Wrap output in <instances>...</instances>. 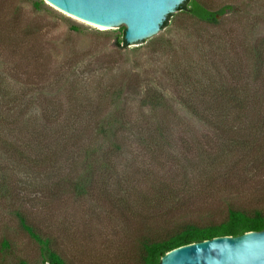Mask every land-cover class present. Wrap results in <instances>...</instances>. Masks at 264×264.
<instances>
[{
	"label": "rangeland",
	"instance_id": "obj_1",
	"mask_svg": "<svg viewBox=\"0 0 264 264\" xmlns=\"http://www.w3.org/2000/svg\"><path fill=\"white\" fill-rule=\"evenodd\" d=\"M198 1L215 12L235 10L216 24L176 11L154 37L119 48L124 25L100 28L43 0H0V74L17 76L8 84L20 95L15 121L24 145L32 140L28 123L44 130L37 132L44 144L93 138L101 119L127 127L114 167L88 171L84 194L65 179L69 148L61 174L50 164L33 166L40 176L29 179L7 170L12 194L19 195L0 199V264H45L14 209L24 211L68 264H138L140 240L170 216L205 225L225 220L230 207L264 208V158H249L251 147H241L264 128V74L256 78L251 64L252 48L264 44V0ZM153 95L166 107L147 104ZM216 100L246 109H230L225 128H218L187 104ZM98 145L100 157L109 144Z\"/></svg>",
	"mask_w": 264,
	"mask_h": 264
},
{
	"label": "trees",
	"instance_id": "obj_2",
	"mask_svg": "<svg viewBox=\"0 0 264 264\" xmlns=\"http://www.w3.org/2000/svg\"><path fill=\"white\" fill-rule=\"evenodd\" d=\"M41 4H43L42 1L37 2L35 4L36 8H39ZM234 10L235 8L232 6H224L219 11L215 12L210 9L209 6H206L198 0H186L178 9V11L187 12L192 18L210 24H216L219 16L224 15L227 11L233 12ZM172 17L173 14L167 17L163 28L169 25V21ZM116 45L119 48L122 46H129L125 40V32L121 37H117ZM251 53L253 56V62L251 63L252 74L256 76V78H260L264 74V44L260 43L254 46ZM16 77V74L12 71L5 72L4 75L0 74V153L4 156V158H1V161L3 159L6 161L5 164L0 166V199L10 198L12 201L18 199L19 194H12L11 190V181L13 178L7 172L10 167L23 172L22 174H25L28 179L33 175L40 176V174L31 171V168L38 164H50L51 168L61 174L64 168L61 162L62 153L68 150V148L72 153L68 161H72V165H70L71 172L65 175V179L73 183L74 190L78 194L86 193L84 177L88 171H91L94 166L103 169L114 167L111 162L113 161L112 156L116 152L122 150L127 142V138L122 135V131L127 129L126 125H124V123L120 124V122L117 120L114 121L111 118L105 119L104 121L101 119L98 123L99 125H96V130L93 131L91 135L93 138H64L62 141H56L58 143L53 142L51 144H44V142L41 141V136L37 135V132L44 130H39L40 127L28 123L32 127L30 130L26 124L32 140L24 145L23 139L20 138L23 129H18L15 121L20 95L19 92L15 90L14 86L8 84L9 78L15 80ZM231 93L233 95L237 94V92L233 90ZM227 95L222 96L218 94L222 99ZM24 97L23 95V99ZM146 103L151 104L153 108L166 107V102H164V99L160 96H148L146 98ZM187 104L190 111L196 117L200 118L208 125H218V128H225L227 117L232 113L230 109L236 112L246 109L243 104H232L231 102V105H228L226 108L225 105L220 106L217 100L214 105L208 104V102H202L199 105ZM30 111L31 110H28V112ZM116 123H119L120 126L116 127ZM256 133L258 135L260 134L258 136L260 138H256ZM262 134H264V128L263 125H260V128H256L253 135H249V140L246 139L247 141H244L241 145V147H245V145L248 144V146L251 147V153L248 149H245L249 152V158H251V156L256 157V161H258L259 158H264V155L262 156L260 154L264 152V136H262ZM15 135L17 139L14 141L13 137H15ZM103 141L109 144V148L107 152H104L99 157L98 153L100 151V146L98 144ZM229 146L230 145L227 144V147ZM57 151L60 153L56 154ZM76 153L77 155H74ZM8 164L10 166H7ZM82 168H84L83 172L81 171ZM25 183L29 186L32 185L30 180ZM22 191L21 188L20 192ZM169 202L173 204L175 199L171 198ZM12 213L17 218L21 229L41 246L45 264H68L63 256L51 247V240L49 238H43L40 232L30 224L23 210L14 209ZM168 225H171V227ZM261 231H264L263 207L254 210L230 207L225 220L220 223L205 225L197 224L192 220L177 221L176 218L170 216L163 227H159V229L151 235L145 234L140 240L139 253L137 256L138 264H161L162 258L168 252L182 246L212 240L217 237H239L248 232ZM3 245L4 247H8L6 241Z\"/></svg>",
	"mask_w": 264,
	"mask_h": 264
},
{
	"label": "water",
	"instance_id": "obj_3",
	"mask_svg": "<svg viewBox=\"0 0 264 264\" xmlns=\"http://www.w3.org/2000/svg\"><path fill=\"white\" fill-rule=\"evenodd\" d=\"M62 12L107 28L126 27L128 45L157 35L186 0H43ZM49 264V263H46ZM161 264H264V231L217 237L168 252Z\"/></svg>",
	"mask_w": 264,
	"mask_h": 264
},
{
	"label": "bare ground",
	"instance_id": "obj_4",
	"mask_svg": "<svg viewBox=\"0 0 264 264\" xmlns=\"http://www.w3.org/2000/svg\"><path fill=\"white\" fill-rule=\"evenodd\" d=\"M56 8V7H55ZM74 17V16H73ZM76 18V17H75ZM78 19V18H77ZM83 21V20H82ZM91 24V23H90ZM94 25V24H93ZM95 26H97V25H95ZM100 28H101V26H99ZM102 28H107V27H102Z\"/></svg>",
	"mask_w": 264,
	"mask_h": 264
}]
</instances>
